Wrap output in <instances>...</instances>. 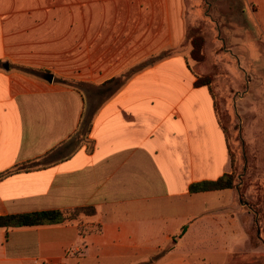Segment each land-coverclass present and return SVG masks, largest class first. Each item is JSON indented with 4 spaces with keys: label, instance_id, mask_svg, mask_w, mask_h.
<instances>
[{
    "label": "crops",
    "instance_id": "crops-1",
    "mask_svg": "<svg viewBox=\"0 0 264 264\" xmlns=\"http://www.w3.org/2000/svg\"><path fill=\"white\" fill-rule=\"evenodd\" d=\"M184 3L0 0V216L67 214L0 227V264H234L244 253L251 212L235 191L188 190L233 166L208 86L164 55L186 38ZM250 5L264 35V0ZM114 79L92 146L73 142L87 116L74 84Z\"/></svg>",
    "mask_w": 264,
    "mask_h": 264
},
{
    "label": "rangeland",
    "instance_id": "rangeland-1",
    "mask_svg": "<svg viewBox=\"0 0 264 264\" xmlns=\"http://www.w3.org/2000/svg\"><path fill=\"white\" fill-rule=\"evenodd\" d=\"M250 1L185 0L186 38L177 48L164 52L165 56H183L196 78L211 77L215 110L242 195L240 200L239 190L233 189V205L251 212L249 242L234 264H264V244L258 240L255 247L251 242L257 227L264 240V35ZM190 32L204 38L201 62L190 55ZM74 85L85 96L87 116L73 142L90 148V119L117 87L110 82ZM110 87L111 92H107ZM257 247L261 251H254Z\"/></svg>",
    "mask_w": 264,
    "mask_h": 264
},
{
    "label": "trees",
    "instance_id": "trees-1",
    "mask_svg": "<svg viewBox=\"0 0 264 264\" xmlns=\"http://www.w3.org/2000/svg\"><path fill=\"white\" fill-rule=\"evenodd\" d=\"M188 40L192 46V49L190 51L191 57L197 62L203 61L204 60L203 36L200 34L195 35L192 32H190L188 35ZM110 83H114L115 86L118 88L122 84V80L114 79L111 80ZM204 85L208 86L212 94L210 76H200L196 78L194 82L195 87L204 86ZM111 90L112 88L110 87L107 89V92L108 91L111 92ZM231 161H232V166L234 167L233 159H231ZM26 169H27L26 164H20L15 167V170H19V171ZM2 176L3 175H0V178ZM237 178H238L237 175H235V172L233 171L232 173H225L215 180H204L200 182L191 183L188 187V190L190 193H198V192L215 191V190H223V189H238L241 200L242 195L239 189L240 186L239 183L237 182ZM82 212L87 214H92L94 213V208L93 207L78 208L72 214L74 215ZM66 218H67V214L59 210H46V211H38V212H32L26 214L4 215V216H0V227H21V226L43 225V224H55V223L63 222ZM184 230L185 228H183V231ZM260 233H261L260 228L257 227L256 236L255 237L251 236V242L253 245H255V247L259 246L256 242L258 240L260 241L261 244H264V240L260 235Z\"/></svg>",
    "mask_w": 264,
    "mask_h": 264
},
{
    "label": "water",
    "instance_id": "water-1",
    "mask_svg": "<svg viewBox=\"0 0 264 264\" xmlns=\"http://www.w3.org/2000/svg\"><path fill=\"white\" fill-rule=\"evenodd\" d=\"M45 78H46L48 81H52V77H51V75H46Z\"/></svg>",
    "mask_w": 264,
    "mask_h": 264
},
{
    "label": "built area",
    "instance_id": "built-area-1",
    "mask_svg": "<svg viewBox=\"0 0 264 264\" xmlns=\"http://www.w3.org/2000/svg\"><path fill=\"white\" fill-rule=\"evenodd\" d=\"M56 264H62V263H56Z\"/></svg>",
    "mask_w": 264,
    "mask_h": 264
}]
</instances>
